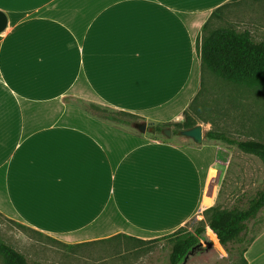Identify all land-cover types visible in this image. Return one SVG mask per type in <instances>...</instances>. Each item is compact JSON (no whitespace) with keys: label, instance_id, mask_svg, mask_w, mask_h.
<instances>
[{"label":"crops","instance_id":"1","mask_svg":"<svg viewBox=\"0 0 264 264\" xmlns=\"http://www.w3.org/2000/svg\"><path fill=\"white\" fill-rule=\"evenodd\" d=\"M232 1L0 0V214L96 245L99 264H146L149 242L205 221L227 168L217 141L135 135L64 99L182 122L201 88L197 39ZM245 258L264 264V229Z\"/></svg>","mask_w":264,"mask_h":264},{"label":"rangeland","instance_id":"2","mask_svg":"<svg viewBox=\"0 0 264 264\" xmlns=\"http://www.w3.org/2000/svg\"><path fill=\"white\" fill-rule=\"evenodd\" d=\"M223 11L220 19H215L211 28L235 27L238 31L249 30L257 41L264 40V4L254 0H239ZM66 103L73 104L102 123L128 131L135 135L142 134L138 130L143 119H134L124 115L118 118L129 121L130 125L109 122L104 119L108 113L118 111L96 102H85L79 98L67 97ZM199 114H194L196 121L207 131H217L228 134L238 140L256 139L264 141V92L226 83L210 73L205 75V84L196 103ZM192 113V112H191ZM193 114V113H192ZM184 119V118H183ZM183 121V120H182ZM155 128V126H152ZM173 130V128H171ZM148 138L158 137L147 129ZM172 138L174 135L172 133ZM182 143L181 139H175ZM222 153L227 157V168L222 176V189L218 207L231 208L237 198H244L238 205L247 206V200L264 189V164L249 154L240 151L236 146L217 141ZM220 174V170H218ZM222 173V172H221ZM221 174L219 175L220 178ZM20 223L7 219L0 214V239L25 255L31 262L44 264H99L101 256L97 246L83 247L70 252L58 246L44 235L36 234L35 230L25 229ZM199 221L189 222L185 228L193 232ZM264 229V209L257 218L248 222V233L244 246ZM202 247L193 252L184 264H238L239 259L232 246L224 248L208 235L203 236ZM148 250V251H147ZM148 253L146 264H169L171 245L161 241L148 245L144 252ZM112 253V252H111ZM126 257H131L127 255ZM0 264L2 260L0 259Z\"/></svg>","mask_w":264,"mask_h":264},{"label":"trees","instance_id":"3","mask_svg":"<svg viewBox=\"0 0 264 264\" xmlns=\"http://www.w3.org/2000/svg\"><path fill=\"white\" fill-rule=\"evenodd\" d=\"M238 1L233 0L231 3L213 12L202 28L201 35L197 39L196 47L201 62V88L189 108L184 112L183 121L157 125L155 126V133L163 134L165 129L173 128V135L180 136L181 131L191 129L198 125L193 115L199 114L196 103L202 93L206 73H210L229 84L264 92V40H255L249 30L238 31L235 27L211 28L213 21L220 19L223 11L232 4L239 3ZM254 1L264 4V0ZM118 115H124L134 119L141 118L131 113L118 111L114 114H106L104 119L123 125L131 124L127 120L118 118ZM205 138L236 146L243 153L259 158L264 164V141L256 139L238 140L226 133L212 130L205 134ZM263 209L264 189L258 191L254 197L248 199L246 207H241L236 202L231 208L216 206L207 209L204 212L205 224H200L193 232L183 227L171 235L149 243L154 244L160 241H168L171 245L169 264H184L193 252L202 247L201 241L208 227V235L216 241L218 246L224 248L232 246L239 259L238 264H247L245 258L247 246H244V243L248 233V222L256 219ZM18 225L22 228L30 229L22 224ZM35 233L44 235L37 231ZM44 236L70 252H75L91 245H66L56 239L46 235ZM0 259L2 260V264H44L29 261L24 254L1 239Z\"/></svg>","mask_w":264,"mask_h":264},{"label":"water","instance_id":"4","mask_svg":"<svg viewBox=\"0 0 264 264\" xmlns=\"http://www.w3.org/2000/svg\"><path fill=\"white\" fill-rule=\"evenodd\" d=\"M7 26V17L0 12V34L6 30ZM137 128L138 130H140L141 133H145L147 129L150 130V132L152 133L156 132L155 128L149 127L147 123L139 124ZM163 134L166 138L170 139L172 137V129H165L163 131ZM180 135L191 139L197 145L202 144L204 137L203 128L200 124L196 125L191 129L181 131Z\"/></svg>","mask_w":264,"mask_h":264},{"label":"flooded vegetation","instance_id":"5","mask_svg":"<svg viewBox=\"0 0 264 264\" xmlns=\"http://www.w3.org/2000/svg\"><path fill=\"white\" fill-rule=\"evenodd\" d=\"M149 127H152V126L149 125Z\"/></svg>","mask_w":264,"mask_h":264}]
</instances>
